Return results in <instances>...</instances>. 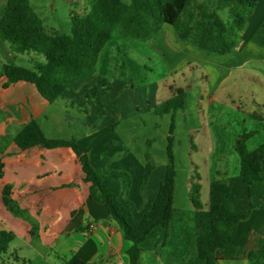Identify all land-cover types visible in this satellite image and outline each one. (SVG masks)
<instances>
[{"label": "crops", "instance_id": "obj_1", "mask_svg": "<svg viewBox=\"0 0 264 264\" xmlns=\"http://www.w3.org/2000/svg\"><path fill=\"white\" fill-rule=\"evenodd\" d=\"M6 6L7 1L0 0L2 12H6ZM263 22L261 0L235 38L233 51L225 56L179 42L170 26L164 27L156 40L163 46H107L113 34L94 70L78 81L53 75L38 54L14 53L0 36V72L5 65L20 66L65 88L60 98L50 103L35 85L18 82L5 87L8 79L0 75V231L15 235L8 251L0 255V264H130L127 250L132 243L125 240L105 205L90 199V184L83 180L82 165L73 149L36 146L21 150L15 139L35 121L46 138L75 141L84 152L91 139L117 122L116 130L92 149L89 163L105 187L118 182L119 200L129 210L132 222L140 224L157 208L166 187L172 114H157L155 108L174 97L178 89L185 90L187 97L184 108L175 116L174 154L184 138L190 142V159L187 167L176 165L173 227L167 243L158 253L162 230L156 228L142 244L140 264H205L198 257L190 196L192 184L199 183L200 200L207 209L211 183L218 179L229 182L235 211L247 214L254 206L249 219L240 221L229 248L219 251V264H250V253L264 246V184L250 188L245 184L235 144L242 135L254 133L247 141L253 150L250 143L261 135L260 126L264 124V46L252 41ZM138 50L144 55L137 63L134 55ZM157 66L165 74L160 82L151 78ZM195 68L206 72L199 74L205 83L197 87L198 93L187 83ZM141 69L146 79L139 82L136 76ZM105 78L109 79L110 91L104 105L86 100L85 92ZM242 87L245 92L250 90L248 97L253 87L261 89L256 99L251 97L255 106L236 107L234 122L240 129L224 131V124L218 129L215 122L222 121L226 111L220 102L225 103L228 97L221 93L229 89L230 96L240 94ZM193 152L201 154L199 161L192 159ZM146 154L155 169L142 195ZM200 164L206 166V176L195 172ZM111 171L126 173L130 180ZM5 186H11V199L22 211L18 216L3 203Z\"/></svg>", "mask_w": 264, "mask_h": 264}, {"label": "trees", "instance_id": "obj_2", "mask_svg": "<svg viewBox=\"0 0 264 264\" xmlns=\"http://www.w3.org/2000/svg\"><path fill=\"white\" fill-rule=\"evenodd\" d=\"M7 1L5 15L0 21L1 40L9 43L16 54H38L46 60L49 71L62 79L78 81L92 72L96 67L100 54L112 35L118 33L128 39L140 42L156 40L164 27H173L179 42L189 43L208 54L225 56L235 46V38L243 30L251 11L261 0H217V9L212 10L209 3L204 2L192 8L194 0H93L89 11L83 16L72 14L71 35L49 33L42 20L34 12L30 0ZM232 22L222 20L218 10L231 6ZM252 41L264 46V22L255 32ZM8 81L5 87L18 82H28L36 86L39 93L50 103H55L65 88L54 86L40 77L35 71L15 65H5L3 74ZM110 91L109 79L105 78L89 88L84 97L104 105L105 97ZM187 93L178 89L176 95L155 108L157 114H172L170 136L168 137V166L165 179V191L159 199L154 212L142 223L134 224L131 214L119 200L118 182L105 187L98 174L89 163L92 149L101 143L107 135L116 130L117 122L101 130L99 135L88 142L81 152L75 141L50 140L42 129L32 121L15 139L21 150L36 146L46 149L70 147L82 165L84 182L90 184V199L105 205L112 219L123 231L126 241L132 243L127 250L130 264H140L143 253L142 244L160 227L158 253L167 243L173 227L174 191L176 157L174 154L173 137L175 116L185 105ZM258 119L256 115L252 116ZM254 133L241 136L235 144L240 158V175L250 188L256 184H264V144L250 150L247 141ZM146 168L141 184L143 195L155 165L151 156L146 154ZM130 180L123 172L111 171ZM3 175V164L0 161V178ZM199 180V175L197 179ZM200 184H192L191 202L195 209L196 247L198 257L205 264H219L220 250H226L232 244L240 221L249 219L254 210L243 214L234 210L230 196L232 193L226 179H218L211 183L208 208L200 200ZM2 200L6 208L14 215L21 214L17 204L11 199V186H5ZM12 232L0 231V255L6 253L14 241ZM250 264H264V246L253 250L248 258Z\"/></svg>", "mask_w": 264, "mask_h": 264}, {"label": "rangeland", "instance_id": "obj_3", "mask_svg": "<svg viewBox=\"0 0 264 264\" xmlns=\"http://www.w3.org/2000/svg\"><path fill=\"white\" fill-rule=\"evenodd\" d=\"M31 1V6L34 10V12L39 16V18L42 20L44 27L49 33H61V34H66V35H71L72 33V19L71 16L72 14L77 15V16H83L85 15L89 9L91 8L93 4V0H30ZM127 1V0H125ZM204 2L209 3V6L211 7L212 10L216 9L217 6V0H194L192 3V8L199 5L203 4ZM234 5L231 6H224L222 7L221 11H219V14L222 18V20L226 23H230L231 20V13H232V8ZM2 15H5V12L0 10V21H2ZM4 17V16H3ZM159 38V37H158ZM157 38V39H158ZM156 39V40H157ZM149 41L150 43L147 42H140L136 40H131L128 39L118 33H115L108 43L107 46H163L162 42L159 41ZM6 46L9 43H5ZM151 44V45H150ZM144 53L136 51L135 52V59L134 61H142L143 58L141 59V56H143ZM168 63H171V60L168 61ZM189 65V62L188 64ZM198 68H195L196 73L190 75L188 78L187 83L190 86H195V90L193 91L194 93H198V86L202 85V82L205 83V81L200 79L201 73L206 74V72H201L197 71ZM142 70V71H141ZM139 72V75L136 76V78H139L138 81L146 79L144 76L146 73L143 69H141ZM3 73L0 72V75ZM164 73L160 67L157 66L156 70L152 74V81L155 82H160L161 79L164 77ZM211 77V76H210ZM174 78V76L172 77ZM145 84V83H144ZM246 87V86H245ZM245 87L243 88V91L240 92V94L234 92L230 96V91L229 89H226L225 92L221 93V96H225L224 94L228 95L227 100L225 103H221V107L226 109L225 115L223 116V120L220 122H215L216 127L219 129L221 128L219 125L224 124L225 127L224 131H235L237 129H240L241 127H238L236 122H234V116L237 113L235 111L236 107L243 105L244 108H246V105L248 107H253L255 104L253 103L251 97H254L256 99V95L260 93L257 90H261L260 88L257 89L256 87H253L251 97H248L247 94L250 92V90H247L245 92ZM211 90V89H210ZM264 91V88H262ZM223 94V95H222ZM261 94H264L261 93ZM242 101V102H241ZM262 109V108H261ZM228 122H230L232 125H228ZM240 126H243L241 122H239ZM260 131L261 135L256 137L253 141L250 143V147L253 148V150L257 149L259 146L264 144V124L260 126ZM243 136V135H242ZM190 144L189 140L182 139L181 145L177 148L176 150V155L178 158V161H176V165L180 168L187 167V162L189 161V152L187 153L189 146L187 145ZM175 155V156H176ZM201 155V154H200ZM199 154L193 152L192 159L199 161L201 159V156ZM231 168H233V160H231ZM195 172L201 173L204 176H206L207 173V168L203 164H200L199 171L195 170ZM196 174V173H195Z\"/></svg>", "mask_w": 264, "mask_h": 264}]
</instances>
